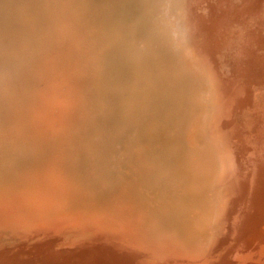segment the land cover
Returning a JSON list of instances; mask_svg holds the SVG:
<instances>
[{
    "label": "bare ground",
    "instance_id": "6f19581e",
    "mask_svg": "<svg viewBox=\"0 0 264 264\" xmlns=\"http://www.w3.org/2000/svg\"><path fill=\"white\" fill-rule=\"evenodd\" d=\"M76 1L0 0V175L7 172L13 182H20L22 173L27 176L38 162L51 160L54 163L48 167L55 177L65 172L74 176L75 184L94 201L95 207L92 206L97 210L93 211L100 213L96 218L102 217L107 230L117 232L118 237L110 240L115 259L109 258L111 253L106 255L108 244L98 238L99 244L87 248L92 250L87 253V264H190L194 260L184 258V252L189 257L197 256L196 253L212 256L224 238V243L237 247L236 252L257 246L264 236V137L259 131L264 133V120H256L259 130L258 137L253 136L255 151L247 156V161L251 160V155L260 149L262 156L257 162L261 167L253 165L245 170L243 162L238 161L241 151L238 152L241 145L247 148L250 142L239 133L250 125L229 120L234 93L238 91L213 67L208 53L201 48L195 27H188L185 8L193 4L192 0H120L115 3V12L104 6L93 10L88 6L91 0L87 1V8H82V4L76 8ZM231 1L233 8L240 3ZM246 2V6L236 10L239 15L235 22L246 20L251 11L260 8L257 11L263 25L264 0ZM226 15L222 13L216 19L233 25L234 19ZM240 15L243 17L238 18ZM203 24L207 26L208 22ZM49 52L67 58L71 72L80 79L81 92L77 102H71L66 128L43 136L15 120L12 114L27 86L39 77L35 74L34 78L36 63ZM232 55L236 54L231 52L234 63ZM255 99H259L258 95ZM263 106L255 112H261ZM230 122L234 126H227ZM7 211L0 214V223L13 221ZM14 219L26 225L18 217ZM227 246L214 257V262L210 261L212 264H220L225 258L221 259L228 252ZM168 254L172 257L168 258ZM93 258L96 262H92ZM47 259L51 260L48 256Z\"/></svg>",
    "mask_w": 264,
    "mask_h": 264
},
{
    "label": "rangeland",
    "instance_id": "374dc122",
    "mask_svg": "<svg viewBox=\"0 0 264 264\" xmlns=\"http://www.w3.org/2000/svg\"><path fill=\"white\" fill-rule=\"evenodd\" d=\"M87 1L88 0H83V1L78 0V1H76V2H78L77 3L78 6H77V4L76 5L74 4V5L76 8H81L80 6L82 4V8H84L85 6H86L85 8H87L89 6L93 10H95L99 7L103 8V6H104V8H109L110 10H112V12H115L117 9V6L115 3H117L116 1H120V0H109L108 2H107V0H91V1H88L89 4ZM124 1H126V0H124ZM191 2L193 4L187 5V7L185 8L186 12L189 13V14L186 13V17H187L186 21H187L188 27L189 28L195 27V31L199 35L198 38L200 39L201 48L204 50L205 54H206V52L208 53L206 56L209 60L212 61L213 67L215 69H217V72L219 75H221L223 77L225 76L224 78L226 80H230L229 82L231 85H232L231 82H233V85L235 86L234 87L235 90L237 88L236 91H238V92L234 93L235 94L234 103H233V106L231 107V112H230L231 117L229 118V120L231 122L234 121V123H235L236 119H238V120H242V121H240L241 126L246 125V124H247V126L250 125L248 127V130L244 131L245 133L244 132L239 133V136L241 135L240 137L245 136L246 138L245 137L244 138L249 140L250 146L247 148L244 147L243 145H241V147L238 146V147H240L238 153H240V151H241V153L238 154V157L240 156L238 161L243 162V163H241V165L243 168L245 167L244 168L245 170H247V168L248 169L251 168V166H253V165H254L253 167L260 168L261 167L260 163L257 162V161H259L260 155L262 156V154L260 153V149H256L258 153L256 152L257 154L255 153V154L251 155L252 156L251 160L248 159V161H247L248 154L253 153L255 151V149H253V147L255 148V146L252 143H254L253 138L258 134L257 131L259 130L256 128V127H258L257 122L260 119L264 120V118L262 119V116L264 117V108L259 113L255 112L260 107L261 104L264 105V80L262 81V79H264V76H263L264 75V61H263L264 57H262V56H264V49H263L264 48V40H263L264 39V33H263L264 28H262V27H264V24L263 25L261 24L260 11H257L260 8L256 9V11H251V14H250L251 17H248L246 20H240V22L239 21L235 22L237 15H239L238 13H236V10L238 8H243L244 6H246V4H247L246 0H239L240 3L238 4V6L236 8H233V6H232L233 1H231V0H192ZM108 3H110V4H108ZM87 4H88V6H87ZM92 4H94V5H92ZM83 5H84V7H83ZM118 8H119V6H118ZM229 11H232V12L230 13ZM222 13L227 14L226 16L231 15L230 18H232V19L235 18L233 25H231L230 22H225V21L221 22V21L216 19L219 16H221ZM198 14H199V16H198ZM88 17H89V15H88ZM213 17H215V18H213ZM240 17H243V15L238 16V18H240ZM90 18H91V16L89 17V19ZM114 18H115V15H114ZM192 18H194V20L195 19L196 20L198 19V20L194 21ZM201 18L204 19L203 20L204 22H206V21L208 22L207 26L203 24V21ZM255 19H257V20H255ZM116 20H117V18H116ZM251 22H253V23H251ZM201 23H202V25H201ZM250 24H251V27H248V26H250ZM235 25H236V27H235ZM252 26H254V27H252ZM202 28H205V29H202ZM233 30H235V31L237 30V32H233ZM245 30H246V32H245ZM262 30H263V32H262ZM239 31L243 32V33H239ZM252 32H254V33H252ZM230 33L232 35H229ZM261 33H263V35ZM254 39H255V42H254ZM230 42H232V45H231L232 48L231 49L228 48L231 44ZM227 43H229L228 47H227ZM239 45H241L242 47ZM206 46H207V48H206ZM223 46H226V47L221 49V47H223ZM236 50H237V52H236ZM231 52L236 54V56H237L236 57L235 55H232L233 56L232 58L235 60L234 63L231 62V59H230L231 58ZM240 52L242 55L240 54ZM237 54H239V55H237ZM258 56L260 57L259 59H258ZM43 57L44 58H41V60L38 63H36L35 72H38V73L34 72V76H35L34 78H36L39 74V77L36 78L37 80L34 83H36L38 80L39 81L36 83V85L33 83V84L27 86L29 89L27 88L26 89L27 91L25 90L26 93H25V91L23 92L24 98L23 97L20 98V101H18V103H15V106L17 105L16 106L17 111L15 110V107L13 106L14 109H13L12 117L15 120L19 121L20 123L28 124L34 130L40 132L41 135L49 136L51 131L64 130V128H66L65 126L68 125L69 120H70L69 118H71V117H69V116H71L70 115L71 114L70 110L72 108L71 105L73 106V104L75 102H77L76 98L78 100L79 94L81 92V86L79 85L80 79L77 77L76 73L71 72L72 70L69 68L71 66V63L67 60V58L62 57V55L58 54V52H49ZM243 58H244V60H243ZM53 61H55V62H53ZM51 64H52V67H51ZM245 64H246V66H245ZM54 65H55V67H54ZM37 66L41 67V68H39L40 69L39 71H38ZM236 67H237V69H236ZM241 67H242V69H241ZM36 68H37V70H36ZM56 68H57V70H56ZM245 68L247 70H245ZM41 69H42V71H41ZM239 69H240V71H239ZM43 70H44V72H43ZM46 70L47 71L49 70V71L47 72ZM43 73H45V74H43ZM241 73H243V74H241ZM35 74H37V76ZM40 74L42 75V77ZM238 74H240V76H241V77L240 76L237 77V79H239V81L237 79H235V77ZM232 75H234V77ZM235 81H237L239 84H237V82L235 83ZM245 81H247V82H245ZM38 83H40V84H38ZM50 84L53 86H50ZM64 84H66V85H64ZM233 85H232V87H233ZM238 85H240V86H238ZM32 87H34V88H32ZM238 87L240 88L241 91L239 90ZM244 87H246V88H244ZM50 88H52V89H50ZM36 89H37V92H36ZM66 89H68V92ZM245 89L248 92L247 93L245 91L247 94L243 91ZM32 90H34V91H32ZM65 90H66V92H65ZM261 90H263V91H261ZM239 92H240V94H239ZM48 93H50V95ZM71 94H72V96H71ZM247 95H249V97H247ZM255 95L256 96L258 95V97H259V99L257 101H256V99L254 100V98H256ZM253 96H254V98H252ZM31 97H32V99H30ZM231 97H232V95H231ZM239 97H241V98H239ZM50 98H53V99H50ZM245 98H246V100H245ZM241 99H242V101H241ZM243 99H244V101H243ZM25 100L27 103L25 102ZM30 101H32L33 104H31ZM240 101L242 102V108H240V104H239ZM243 102H246V103H243ZM23 103H24V105H22ZM245 104H247V105L245 106ZM18 108H20V109H18ZM249 108H251V109H249ZM241 109H244V110H241ZM32 110H33V112H32ZM35 111H36V113H35ZM27 114H30V115H27ZM32 115H35V116H32ZM67 117H68V119H66ZM256 120H258V121L256 122ZM46 121L48 123H46ZM246 121H247V123H246ZM254 121H255V123H254ZM231 122L227 123V126H229V127L234 126V125H232ZM59 124H62V126ZM63 124H65V125H63ZM254 125H255V127H254ZM44 130H46V131H44ZM259 131L261 132L262 136L264 137V133H262L263 130L260 129ZM256 137H258V136H256ZM263 137H262V139L259 138V140L262 141ZM241 148H243V149L241 150ZM245 154H247V155L245 156ZM255 155L257 158L255 157ZM242 156L244 157V159ZM46 161L47 160H45V161L41 160L40 164L38 162L37 165H35L34 169L37 171L38 174L35 173L36 171L35 172L33 171L34 169L31 172L32 174L29 173V174H27V176L25 173L23 174L21 172L23 178L22 177H20V178L22 181L21 180H20V182L14 181L16 184L13 182V178L12 177L10 178L9 175H11V174H9V173L7 174V172H6V173L0 175V176L3 175L2 176L3 178L5 175L4 179L2 177H0V182H2V183H0V186H1L0 188L2 189V190H0V214L5 215L6 211L8 210L7 212H9L12 215V219H13V221L8 220V221L0 223V234H2V235H0V264H83V263L87 264V262L89 261L87 259V258H89V256H87V253H92V250L88 251V249L91 248V246H95L96 244H99L96 242L98 240V238H103L104 242H106V244H108V249L106 250L108 252L105 251V253H107L106 255H108V253L109 254L111 253L109 255V258H110V256H112V254L114 253L112 250H110V249H112V247H111V245H112L111 241L112 240L111 239L116 240L115 238H118V237H116L117 232L107 230V228L104 224V219H102V217L96 218V216L100 215V213L98 214V213H95L96 211H93V209L97 210V208H94L95 207L94 201L92 200L93 201L92 202L90 197L88 198L87 193L83 192L79 188L78 184H75V182H74L75 179L72 180V177H74V176H72L71 174L69 176V173L65 172L63 175H57L56 174L57 176L55 177L54 174L49 171L50 167H48L49 165H51V163H54V161L53 162L51 160H49L47 162ZM252 162H256L257 165H255V164L250 165V163H252ZM39 167H40V169H39ZM38 170L42 174L39 173ZM19 173L17 174L18 176L20 175ZM47 173H48V175H47ZM42 175H45V176H42ZM64 175H65V177H64L65 179H63ZM12 176H14V175H12ZM25 177H26V179H25ZM70 177H71V179H70ZM6 178H7V180H6ZM29 178H30V180H29ZM53 179L56 181V184L53 183L55 181L52 182ZM2 180H4V181H2ZM10 180H12V181H10ZM45 180L47 183H45ZM67 180L68 181L70 180V181L68 182ZM5 181L11 182V183L6 184ZM59 181H60V183H58ZM19 184L22 186H20ZM58 184H59V186H58ZM6 185L7 186L10 185L11 187L10 186L7 187ZM18 185L20 187H18ZM68 189H71V190H68ZM79 190H81V191H79ZM14 191H16V192H14ZM58 192L60 193V195ZM67 192H69V193H67ZM79 192H81L82 194ZM127 194H128L127 196H131V195H129V194H131L130 192L129 193L127 192ZM30 198L31 199L33 198V199L31 200ZM27 199H30V202H28ZM70 200L72 201L73 204L70 203L71 202ZM87 200H89V202ZM59 202H60L61 206H59ZM61 202H62V204H61ZM82 202H86V203H82ZM98 202H96V203H98ZM111 202L112 201H110V204H111ZM27 203L31 204V206H28ZM87 203H90L91 205L87 204ZM66 204H69V205H66ZM98 204H100V203H98ZM70 205H71V207H70ZM85 205H86V208H85ZM52 206H53V208H52ZM65 208H68V209H65ZM74 208H76V209H74ZM83 208H84V212L82 210ZM36 209L38 212L35 211ZM79 209H81V210H79ZM113 209H115V208H113ZM39 210H41V211H39ZM42 210H46V211H42ZM85 210L87 211V213ZM48 211H49V214H47ZM53 211L56 212V214ZM63 211H65V212H63ZM81 211H82V213H81ZM68 214H69V216H68ZM50 216H52V217H50ZM14 217H18L21 220V222L25 223L26 225H24V224L20 225L18 222L15 221ZM35 217H36V219H35ZM55 218H57V220ZM42 219H44V220H42ZM247 219L249 220V218H247ZM34 220H36V221H34ZM45 220H47V221H45ZM37 221H39V222H37ZM43 221H44V223H43ZM48 221H50V222H48ZM62 221H63V223H62ZM36 223H37V225H36ZM43 225L44 226L46 225V226L44 227ZM15 226H17V227H15ZM27 226H29V227H27ZM40 226H41V228H40ZM68 226L69 227L71 226V227L69 228ZM73 229L75 232L72 231ZM3 230H4V232H3ZM226 230H227V226L224 228V231H226ZM19 232L21 234H19ZM22 232L23 233L25 232L26 234L25 233L22 234ZM5 233L7 234V237H5L6 236ZM261 234H264V232H262ZM261 234H260V236H261ZM71 235H73V236H71ZM38 237H41V238H38ZM9 238L11 241L9 240ZM105 238H107V239H105ZM44 239H46V240L43 241ZM65 239H67V241ZM224 242H225V238L223 239L222 243L220 242L222 244L221 248L218 247L215 250V252L212 254V256H208L210 254H208V255H206V254L201 255L200 254L199 255L198 253H196L197 256L189 257V254H187V251H186V252H184V254H186L187 256L183 255V257L184 258L185 257L192 258V260H194V261H191V262L189 261L190 264H200V263L201 264L202 263L203 264H205V263L206 264H212L211 262H214V260L216 259L214 257L217 256L219 251L224 250V248L228 245ZM256 245L257 246L254 245L251 250L249 249L251 252L245 248H244L245 250H243V251L241 250V252L239 250H238L239 252H236L237 250L235 248H237V247L232 246V245H230V246L228 245L226 250H225L228 252L226 255H224L221 258V259H223L225 257L223 260L220 261V264H249L250 262H251V264H264V261H262V262L257 261V260H262V259L264 260V236L261 237L260 241ZM61 247L64 249H62ZM82 247H85V248L82 249ZM49 250H51V251H49ZM54 254H56V255H54ZM171 255L168 254V258ZM47 256L51 260L47 259ZM113 256H112V259L114 258ZM227 256H228V259H226ZM205 257H209V258H205ZM210 257H212V259L208 260V259H210ZM107 258H108V256H107ZM107 258L105 257V259H107ZM94 259L95 258L92 259V262L93 261L96 262V259L95 260ZM234 259H235V261H233ZM249 259H250V261H249ZM241 260L243 263L241 262ZM52 261H53V263H52ZM181 261H184V260H181ZM206 261L207 262L211 261V262L207 263ZM95 264H97V263H95ZM159 264H161V263H159ZM167 264H172V263H167ZM179 264H182V263L180 262Z\"/></svg>",
    "mask_w": 264,
    "mask_h": 264
}]
</instances>
